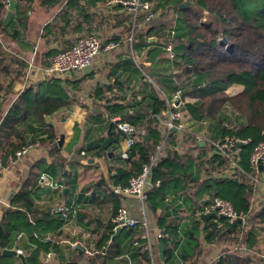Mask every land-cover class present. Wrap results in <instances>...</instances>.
I'll return each mask as SVG.
<instances>
[{
  "label": "trees",
  "instance_id": "trees-1",
  "mask_svg": "<svg viewBox=\"0 0 264 264\" xmlns=\"http://www.w3.org/2000/svg\"><path fill=\"white\" fill-rule=\"evenodd\" d=\"M140 1L148 2L150 9L148 12L138 10L134 16L127 11L114 14L112 11L123 7H107L104 0H41L43 5L57 7L52 19L43 26L41 38L45 43L62 41L55 48L46 47L42 54L43 65L47 66L58 50L70 47L77 38L94 35L101 43L103 35L101 48L109 41L115 46L122 43V37L133 44L136 41L144 46L148 44L150 49L146 55L151 61L162 49L165 52V43L171 41L174 58L168 61L176 66V73L158 77L150 76L147 65L139 63V68L149 74L151 80L136 69L139 78L133 82L131 79L132 84L127 83L128 74L126 84L119 86L111 80V76L118 75V63L107 73V84L96 82L90 86L92 98L107 110V127L113 130L115 124L110 119L118 116L121 122L133 127L134 141L126 158L117 156L113 165L107 166L106 179L100 173L86 183L99 191L94 198L95 204L106 203L108 197L112 203L111 217L104 222L95 218L92 231L98 233L96 248L89 253L75 246L68 260L59 256V264H173L175 250L185 264H264V241H261L264 188H260L264 185V161L257 173L249 162L254 146L264 141V0ZM5 12L6 3L0 0V97L5 102L9 96H15L4 113L0 109L3 167L10 163L9 155L28 142L38 141L35 149L43 150L50 157L43 172L51 176L50 173L60 170L61 181L58 183L74 190L82 173L88 172L85 169L77 171L75 167L80 168V165L69 161L73 147L82 142L78 153L84 151L85 158L89 152L91 156L101 157L107 149L120 147V140L105 141L99 132L92 136L95 142L85 147L89 133L77 125L68 144L63 148L58 146L62 114L56 115L51 124L44 121V116L75 100L66 86L79 89L76 80L79 75L70 72L74 79L67 78L64 83L60 77L49 75L42 82L14 91L12 84L24 80L26 65L22 58L3 46L7 47L8 40L15 37L8 29L11 20L3 22ZM149 12L153 16L146 19ZM120 24L123 34H112L110 31ZM150 37L156 40L149 42ZM232 85L241 88L230 94L227 88ZM177 88H182V96L193 100L177 106L186 127L166 132L163 122L169 109L163 96L170 98ZM91 114H87L86 121L91 120ZM146 134L148 138H144ZM226 136L250 140L237 148L238 167L232 168L231 175L226 173L231 169L230 159L213 153L210 143ZM200 140L204 141L203 146H199ZM186 143L197 146L199 151L194 156L189 154ZM160 145L162 149L157 153ZM155 154L150 174L153 182H159L147 190L144 206L149 222L152 225L153 220L162 233L159 241L163 245V258L160 262L157 244L152 240L153 232L149 233L153 242L149 252L133 244V241L144 242L143 231L126 227V246H131L134 251L129 263L122 255L121 240L112 238L115 230L112 219L121 197L111 186L125 185L129 177L137 174ZM40 174L39 167L27 172L0 219V249L11 244L13 233L26 230L28 244L20 238L14 239L16 246L23 248L25 264H42L41 251L45 254L59 250L56 237L61 234L69 213L74 211L68 190L64 194L60 189L56 193L42 188L38 182ZM255 175L263 184L252 181ZM89 186H82L80 192L88 191ZM60 192L69 198H63L61 202L67 208L66 218L55 209L58 203L54 204V201ZM42 193L47 202L43 205L38 203ZM169 195L179 199L180 206L165 205ZM215 196L228 200L243 218L233 222L217 216L202 219L199 212ZM88 199L79 198V201ZM158 201H163L164 205L161 206L163 211L156 214ZM179 231L182 239L178 238ZM47 233L51 235L47 236ZM209 254L212 257L208 258ZM15 264L23 263L16 260Z\"/></svg>",
  "mask_w": 264,
  "mask_h": 264
},
{
  "label": "crops",
  "instance_id": "crops-1",
  "mask_svg": "<svg viewBox=\"0 0 264 264\" xmlns=\"http://www.w3.org/2000/svg\"><path fill=\"white\" fill-rule=\"evenodd\" d=\"M15 1V8L13 11V15L8 20L10 22L8 29L9 31L13 32L15 35L14 38H10L8 40V48L3 44L4 48H6L9 52L15 54L16 56L22 58L25 62V76L24 80L22 82H14L12 84V88L14 91L19 92L23 90L24 87H27L29 85H35L39 82H42L47 77H49L48 74L44 73V68L46 65H43L42 63L45 61V58H42V54H44V51H46V47L48 48H55L58 44H62L61 39L57 41H50L49 43H45L44 40L41 38V31L43 29V26L49 22L52 17L54 16L57 7H48L46 5H43L41 0H14ZM8 5L6 4V11H7ZM130 12L126 8H117L116 10L112 11L114 14H121V13H127ZM6 14V12H5ZM19 17V20L17 19ZM120 16H117L119 18ZM7 21V22H8ZM6 22V23H7ZM130 24V23H128ZM107 31V30H106ZM110 30L108 29L107 32ZM106 32V33H107ZM114 35H118L120 33L123 34V28L122 25H117L114 30L110 31ZM68 37V35H67ZM101 43L103 38L105 36L101 35ZM65 38V37H64ZM155 37L148 38L149 42L155 41ZM124 38L122 37V43H118V45L115 46V48L111 50H100L99 53L95 56V59L93 60L92 64L84 70V72L76 73V75L80 74V76L76 77L75 79L78 80L77 85L80 86L79 89H73L71 86H66V89L69 91L70 94H73L75 96L74 101H68L63 107H61L58 111L51 113L49 115L44 116V121L47 123H52L55 120V116L58 114H62V116L59 118V130L61 131L60 134H63V141L62 144H57L58 146H61L62 148L65 147L70 139L72 138L74 134L75 127L79 125L81 129H83L84 132L89 133V141L93 140V135L97 133H101L103 131H106V135L108 130L111 132V135L119 134L121 135L120 143L123 142L124 134L117 133L116 126L113 130L110 129V126L107 127V121H106V115L107 110H105L103 107H101L97 101H95L91 93L89 92L90 86H92L94 83H106L107 84V73L110 71L112 66L114 64H118L117 66V72L118 75L111 76L112 83L114 85L121 86L118 82H114V79H117L121 82V84H126L124 81L128 74L130 75V79L127 83L132 82L135 80V78H139L138 74L136 73V69L139 68V63L147 65L148 71L150 76H164L167 74H173L176 73V66L167 58L166 53L162 51L159 53L157 57L154 58L153 61L149 59V56L146 55V51L150 49V46L147 44L144 46L140 42L132 43V42H124ZM99 42V44L101 45ZM106 43V42H105ZM104 43V46H105ZM125 58H131L134 60L135 64H128L123 63V60ZM141 70V69H140ZM100 72H104V75H102V79L98 80V74ZM141 74H143L146 78L150 79L149 74L145 73L143 70L140 71ZM62 79V82L64 83L67 78L70 80H73L74 77L71 78V73H67L64 76H58ZM65 78V79H64ZM82 78V79H81ZM92 80L95 79L94 83L88 86L87 88H82V83L86 80ZM151 80V79H150ZM131 82V84H132ZM239 85H232L227 88V92L230 94H234L237 91L240 90ZM93 94V93H92ZM105 96L107 94L105 93ZM15 96H9L8 99L4 100L0 97V109H3V113L9 108V106L12 104ZM228 111V110H226ZM88 113H92L90 118V121H86V116ZM99 115H96L98 114ZM102 123V124H101ZM188 124L191 123L189 122ZM193 127V126H192ZM114 133L112 134V132ZM59 134V136H60ZM102 134V133H101ZM144 138H148V135H144ZM198 136L197 138H199ZM59 139V137H58ZM105 141H108L107 138L103 137ZM113 139V138H112ZM95 140V139H94ZM111 140V139H109ZM95 142V141H94ZM93 142V143H94ZM92 143V144H93ZM91 144V145H92ZM82 145V142H78L72 150V153L70 154L69 161L78 163L80 165V168L76 165L77 171H81L82 169H85L88 173H82V175L79 177V184L76 186L74 190H70L68 186L63 185V183H58L61 181V174L62 172L54 171L53 173H50L49 178L54 183H57L59 186L57 187H50V186H44L40 185L44 189H48L53 192H59L58 189H60L61 192L65 194V192L68 190L67 195H70L71 203L74 202V211L69 213L67 222H65V225L61 228V234H59L56 237L57 246L59 248L58 251L53 253L52 258L45 263V264H59L60 258L59 256H63L64 260H68L73 255V250L75 246H80L83 248L84 251H87L89 253L92 252L94 248H96L97 240H98V233L95 231H92V229L95 226V218H99L103 222L106 221L109 217H111V211H112V203L110 198H106L107 202L103 203L101 205L95 204L94 198L99 195V191L94 190V187L92 188L86 183H88L92 178H94L96 175L102 173L103 176L107 177V166L113 165L115 158L117 156H120L118 145H116L115 149H107L105 151V154L101 157H97L95 155H90L85 153L82 154L81 152L78 153V148ZM204 141H199V146H203ZM86 147V143H85ZM186 149L187 152L191 155H195L199 148L195 145H191L189 143H186ZM118 152V155H117ZM86 159V160H85ZM50 163V157L47 153H45L43 150L38 149H31L25 156L22 158L14 160V162H10L7 166L4 165L3 169L0 172V219L2 217V212L5 207L9 206L10 198L14 194V192L18 189L20 182L26 177L27 172L33 170V168H41V173H44L43 170L46 168V165ZM80 163V164H79ZM82 164V165H81ZM68 168V167H66ZM46 174V173H45ZM39 182V178H38ZM82 186H89L87 189L88 191H85L83 194L80 192V189ZM92 188V189H91ZM43 189V191H44ZM62 189V190H61ZM46 191V190H45ZM59 193L57 198L54 201V204L63 202L64 199H69L68 196ZM44 193L41 194L40 200L38 199V203L43 205L47 202L44 200ZM84 197H89L87 201L81 200L79 201V198L83 199ZM78 199V201H76ZM166 204L168 205H177L180 206L179 199L172 198L171 195L166 197ZM76 203V204H75ZM127 205L129 208L130 215L136 218H139L141 216L140 214V202L134 198L129 197L126 198V201L120 198V205L121 204ZM159 205H157L156 214L162 212L161 206L164 205L163 201H158ZM203 203V201H202ZM164 209V208H163ZM145 213L147 215V210L145 209ZM80 216H79V215ZM149 218V215H148ZM152 226H154V221L152 220ZM126 227H121L120 231L115 235L116 229L114 230V234L112 238L118 237L123 246V256L124 259H127L129 263L132 262V253L134 251L132 250L131 246H126L127 240L125 238V229ZM180 230V228H179ZM181 231V230H180ZM179 231V239H182V235ZM153 232V231H152ZM154 233V232H153ZM48 234V233H47ZM49 233L47 236H50ZM152 236V240L157 243H159V239L156 238V236ZM20 238L24 241V243L28 244V235L25 229L18 231L17 233L12 234V239ZM48 238V237H47ZM11 240V244L6 247V249H22L21 253H23V248L18 245L17 247L15 244L16 241ZM16 239V240H17ZM176 239V238H175ZM21 240V241H22ZM178 240V239H177ZM261 241H264V234L261 237ZM17 243V242H16ZM19 243V242H18ZM161 243V242H160ZM169 245L170 243L167 242ZM33 248V245L31 244V248ZM158 250V248H157ZM44 253L41 251L39 259L41 258V261L43 259ZM208 258L212 257L210 254L207 256ZM159 258V253H158ZM16 260H20L19 257L16 255H9V254H3L2 249H0V264H11L16 262ZM160 262H162V259H160ZM173 264H178L179 261H181L180 257H173ZM43 264V263H42Z\"/></svg>",
  "mask_w": 264,
  "mask_h": 264
},
{
  "label": "built area",
  "instance_id": "built-area-1",
  "mask_svg": "<svg viewBox=\"0 0 264 264\" xmlns=\"http://www.w3.org/2000/svg\"><path fill=\"white\" fill-rule=\"evenodd\" d=\"M8 5V0H4ZM104 5L109 7L113 5H119L123 8L129 10L134 16L138 10L148 12L150 5L148 2H141L140 0H104ZM153 16L151 12L147 13L146 19H149ZM115 48V43L109 41L102 47L103 50H111ZM99 44L98 39L94 35H88L85 37H79L77 40L68 48L58 50L52 57L49 64L44 68V73L48 75H58L64 76L70 72H83L86 70L95 59V56L102 50ZM165 53L168 59L174 58L173 43L168 41L164 45ZM168 105L167 118L163 122V128L166 132L170 129H184L186 127L185 121L182 119V115L178 110L177 106L183 102H190L193 99L188 96H182V88H177L170 98L163 96ZM111 122L115 124L116 128L120 129L125 135L122 139L123 142L120 143L119 154L122 158H126L128 155L129 147L132 145L134 139L132 133L134 132L133 127L127 122H121L118 116L112 117ZM142 132V131H141ZM247 138H238L234 136H226L221 141H210L211 149L213 153H220L230 159V167L226 173L231 175L233 172L232 168L238 167V164L235 159V154L237 148L240 145L249 143ZM38 141H32L24 144L19 150H16L13 155H9V162H14L15 157H22L27 154L31 149L38 147ZM162 146L160 145L157 149V153L160 152ZM84 154V151H81ZM156 160V154L151 157L150 162L142 166L141 170L129 177L125 185L115 184L111 186L112 191L115 194H119L120 197L126 201V198L134 197L140 202V214L139 218L133 217L130 215L129 208L126 203L121 204L116 211V214L112 221L115 223V229L120 227H134L138 230L143 231L144 242L139 243L138 241H133L134 245L142 246L144 249H147L151 252L152 240L149 233L154 232L157 239L162 237V233L157 227H153L149 222L147 215L145 213L144 200L146 199L147 190L153 185H158V180L152 181L150 169L152 164ZM264 161V141L256 144L250 154L249 162L250 167L254 170L255 173L258 172L261 163ZM3 169V160L0 156V172ZM252 181L260 182L263 184L257 175L252 177ZM39 184L50 187L59 186L57 183H54L51 178L45 173L39 175ZM260 188H264L260 185ZM0 197V202H1ZM55 209L60 211L63 216L67 217V208L63 203L56 205ZM214 211L217 215L222 214L228 222H233L243 218V214L237 212L233 205L226 199L220 198L218 196L213 197L208 203L203 207L199 212L207 213ZM17 252L21 253L20 249H15ZM174 254L176 257H179L178 251L175 250ZM53 252L48 251L44 254L42 263H47L50 258H52ZM178 264H185L182 261H179Z\"/></svg>",
  "mask_w": 264,
  "mask_h": 264
},
{
  "label": "water",
  "instance_id": "water-1",
  "mask_svg": "<svg viewBox=\"0 0 264 264\" xmlns=\"http://www.w3.org/2000/svg\"><path fill=\"white\" fill-rule=\"evenodd\" d=\"M14 8H15V1H14V0H8V8H7L6 14H5L4 19H3V22H4V23H6V22L11 18V16L13 15ZM123 63L135 64L134 60L131 59V58H125V59L123 60ZM113 81L116 82V83L118 82L120 85H122L121 82L118 81L117 79H114ZM109 131H110V130H108V132H107L108 136L111 135V132H109ZM116 132L122 134V131H121L120 129H118V128H117ZM113 133H114V131L112 132V134H113ZM63 137H64V135H63V134H60L59 139H58V144H59V145L62 144ZM144 137H145V136H144ZM94 141H95L94 139L88 141V142L86 143V147H89ZM205 201H206V200H204L203 202H205ZM216 216H217L218 218H222V217H223L222 214H218V215H217L214 211H212V212H207V213H201V214H200V217H201L202 219H205V220H206V219H209V218H211V217H216ZM120 229H121L120 226H118V227L116 228L115 235L120 231ZM157 248H158L159 258L162 259V258H163V245H162V243H160V242L157 243ZM2 253H3V254H9V255H16L17 257L20 258V260L22 261V263L25 264V260H24V256H23V254L17 252L15 249H6V248H4V249H2Z\"/></svg>",
  "mask_w": 264,
  "mask_h": 264
},
{
  "label": "rangeland",
  "instance_id": "rangeland-1",
  "mask_svg": "<svg viewBox=\"0 0 264 264\" xmlns=\"http://www.w3.org/2000/svg\"><path fill=\"white\" fill-rule=\"evenodd\" d=\"M86 71V70H85ZM84 72V71H83ZM76 73H80V72H76ZM79 76H80V74H78ZM102 75H104V72H100V74H98V77H97V79L98 80H101L102 79ZM65 79V78H64ZM94 81H95V79H92V80H86V81H84L83 83H82V88H87L88 86H90L91 84H93L94 83ZM228 117L229 118H233L232 116H231V114H228ZM102 137H105V138H107V140H109V139H117V140H119L120 138H121V135H119V134H114V135H106V131H103L102 132V134H100ZM118 149L120 150V147H118ZM117 155H118V152H117Z\"/></svg>",
  "mask_w": 264,
  "mask_h": 264
}]
</instances>
